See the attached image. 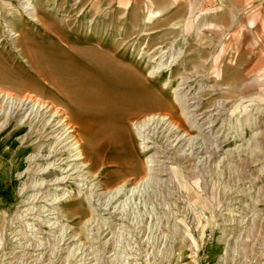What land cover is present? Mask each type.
Instances as JSON below:
<instances>
[{"label": "rangeland", "instance_id": "374dc122", "mask_svg": "<svg viewBox=\"0 0 264 264\" xmlns=\"http://www.w3.org/2000/svg\"><path fill=\"white\" fill-rule=\"evenodd\" d=\"M173 6L0 0V264H264V0Z\"/></svg>", "mask_w": 264, "mask_h": 264}, {"label": "bare ground", "instance_id": "6f19581e", "mask_svg": "<svg viewBox=\"0 0 264 264\" xmlns=\"http://www.w3.org/2000/svg\"><path fill=\"white\" fill-rule=\"evenodd\" d=\"M112 65L111 64H109V63H102V64H99V66L96 68V70L94 71V72H92L91 73V75L92 76H94L93 78H94V80L96 81V82H98V84H97V86H93V84H92V82H89V80H87V76H85L84 78H81L80 76L82 75L81 73H80V75H79V80H80V82H79V84H80V88L79 89H77V90H79V92L81 93V95L84 97V98H86V97H91L92 95L93 96H98V95H100L102 92H103V89H104V91H109V95H111V94H115V93H117L118 92V94H122V95H124L125 93L127 94V92L129 91V89H128V84H130L129 83V81H128V78H127V75H124V72L122 71V70H120L119 68H117V66H113V67H111ZM85 73H86V71L85 70H83ZM88 71V70H87ZM88 72H90V71H88ZM87 75V74H86ZM88 75H90V74H88ZM86 78V79H85ZM77 82V83H78ZM75 85V84H74ZM76 86V85H75ZM106 86V87H105ZM105 87V88H104ZM131 87H132V85H131ZM131 89V88H130ZM131 92H136L137 90H136V88H134V87H132V90H130ZM107 92L105 93V94H107ZM131 92H129V93H131ZM104 93V92H103ZM117 95V94H116ZM130 95V94H129ZM105 96V95H104ZM103 96V97H104ZM108 96V95H107ZM112 96V95H111ZM125 96H127V95H125ZM113 97V96H112ZM120 97V96H119ZM130 97V96H129ZM98 98H100V97H98ZM115 98V97H114ZM126 98V97H125ZM101 99V98H100ZM112 99V98H111ZM116 99V98H115ZM120 99H121V97H120ZM124 99V98H123ZM103 100V99H102ZM107 100H109V98L107 99ZM118 100H119V98H118ZM117 100V101H118ZM129 100V99H128ZM98 101V100H97ZM104 101V100H103ZM110 101V100H109ZM131 101V100H130ZM100 102H101V100H100ZM115 102H116V100H115ZM126 102H127V100H126ZM29 103L30 102H27L26 103V105L28 106L29 105ZM118 103L119 104H121L120 103V101H118ZM133 104L134 103H136L135 101L134 102H132ZM131 103V104H132ZM113 104H115V103H113ZM117 104V103H116ZM125 104V103H124ZM130 104V105H131ZM130 105H127V106H130ZM125 106V105H124ZM132 106V105H131ZM35 107V106H34ZM120 107H122V106H120ZM37 108H43V107H36V109ZM125 108V107H124ZM128 108V107H127ZM134 108H135V106H134ZM125 110V109H124ZM140 109H138L137 111H139ZM137 111H133L132 110V113H131V118H132V116L133 115H135L136 114V112ZM137 113H139V112H137ZM127 114V113H126ZM123 115H125V114H123ZM123 115H122V117H123ZM125 116H127V115H125ZM124 118V117H123ZM123 120V119H122ZM163 120H166V119H163ZM72 131V130H71ZM70 133H72V132H70ZM69 133V134H70ZM141 133V132H140ZM100 139V135H98L97 134V136H96V139L95 140H99ZM97 142V141H96ZM95 145L97 146V143H95ZM77 148V155H79V158H77V159H79V160H82V159H85L86 158V156L84 155V153H83V151L79 148V145L76 147ZM63 180H58V182H57V184H63ZM119 193V192H118Z\"/></svg>", "mask_w": 264, "mask_h": 264}, {"label": "crops", "instance_id": "0c3cea01", "mask_svg": "<svg viewBox=\"0 0 264 264\" xmlns=\"http://www.w3.org/2000/svg\"><path fill=\"white\" fill-rule=\"evenodd\" d=\"M153 4H155V7L161 12V14H166L168 11L172 10L174 8L173 4L175 3H204L206 2V0H151ZM218 0H215V2H217ZM231 1L235 4H239V7L241 6V4L243 2H252L255 4L261 3L263 2V0H228ZM226 2V1H225ZM157 4H161L159 7L157 6ZM228 15L229 19L233 20L234 24L237 23L240 27L241 25V19H242V13L240 11H233V12H227L225 13ZM239 19V21H238ZM238 27V26H237ZM234 27L235 30L234 32H236V28Z\"/></svg>", "mask_w": 264, "mask_h": 264}]
</instances>
